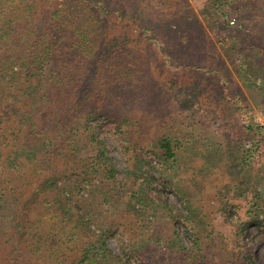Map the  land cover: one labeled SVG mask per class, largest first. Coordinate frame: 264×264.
I'll use <instances>...</instances> for the list:
<instances>
[{
	"label": "trees",
	"instance_id": "1",
	"mask_svg": "<svg viewBox=\"0 0 264 264\" xmlns=\"http://www.w3.org/2000/svg\"><path fill=\"white\" fill-rule=\"evenodd\" d=\"M192 1L214 23L226 15L218 8L224 2L240 32L247 30L241 44L255 49L244 48L246 67L255 62L264 71L257 62L264 58L258 47L264 0ZM191 6L187 0H0V264H129L130 252L107 245L114 228L104 227L94 208L84 210L83 198L72 207L68 199L93 189L97 179L108 182L109 191L116 188L117 170L89 121L102 123L104 136L115 134L132 151L140 149L137 135L151 137L156 127L164 159L177 155L180 132L162 124L163 115L172 118L170 108L145 106L155 93L169 99L173 87L153 79L152 64L132 43L144 40L145 53L156 46L169 65L182 49L196 62L198 36L181 25L197 20ZM179 34L191 41L171 44ZM233 116L242 132L253 134L248 141L264 138V124L248 114L247 104ZM86 140L96 155L81 153ZM129 207L133 217L142 215ZM231 209L228 214L245 218L243 207ZM199 216L204 228L192 230L190 246L149 228L133 257L138 264H256L236 220L212 209Z\"/></svg>",
	"mask_w": 264,
	"mask_h": 264
},
{
	"label": "rangeland",
	"instance_id": "2",
	"mask_svg": "<svg viewBox=\"0 0 264 264\" xmlns=\"http://www.w3.org/2000/svg\"><path fill=\"white\" fill-rule=\"evenodd\" d=\"M187 1L198 17L181 25L191 36H198L192 46L199 52L194 57L196 62L191 63L190 54L182 49L176 51L178 59L166 64L156 46L145 53L144 40L132 37L134 48L152 64L153 79L163 87H173L169 99L163 100L155 93L145 100V106L170 108L172 118L163 115L162 124L180 132L177 155L171 160L164 159L158 148L156 127L151 137L137 135L140 149L132 151V147L123 149L125 141L115 134L104 136L102 123L89 121L98 132L97 140L104 143L105 155L117 170L116 188L109 191L112 186L97 179L93 189L88 186L81 194L69 196L70 207L83 198L84 210L94 208L101 224L115 230L106 237L107 245L117 253L123 249L130 252L129 264H138L132 248L144 239L149 228L169 242L190 246L192 230L204 228L199 215L209 209L220 210L228 219L236 220L246 252L256 264H264V138L248 141L253 134L242 132L233 116L234 108L240 111L241 104H247L248 114L264 124V71L255 62H251L252 69L246 67L243 50L255 49L241 44L240 36L247 30L240 32L238 19L229 13L231 9L224 2L218 8L226 10V15L214 23L202 17L192 0ZM191 36L179 34L169 42L186 45ZM258 47L264 48V38ZM262 53L264 56L263 49ZM257 62L264 69V58ZM186 64L194 65L185 67ZM185 91L191 94L188 96ZM138 118H143L142 113ZM143 123L141 120L140 125ZM87 140L81 153L96 155ZM138 197L142 199L139 201ZM132 203L140 208L141 216L135 218L130 214ZM233 206L243 207L245 218L256 219L259 224L228 214Z\"/></svg>",
	"mask_w": 264,
	"mask_h": 264
},
{
	"label": "built area",
	"instance_id": "3",
	"mask_svg": "<svg viewBox=\"0 0 264 264\" xmlns=\"http://www.w3.org/2000/svg\"><path fill=\"white\" fill-rule=\"evenodd\" d=\"M229 22L232 24V23H234V20H233V19H231Z\"/></svg>",
	"mask_w": 264,
	"mask_h": 264
}]
</instances>
